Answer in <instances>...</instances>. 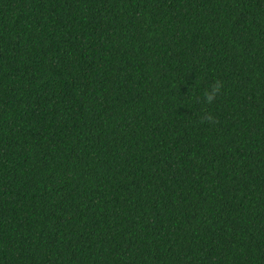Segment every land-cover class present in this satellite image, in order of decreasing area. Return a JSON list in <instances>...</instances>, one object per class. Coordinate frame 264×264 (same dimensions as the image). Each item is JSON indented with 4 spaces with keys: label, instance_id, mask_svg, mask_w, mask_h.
Returning <instances> with one entry per match:
<instances>
[{
    "label": "trees",
    "instance_id": "1",
    "mask_svg": "<svg viewBox=\"0 0 264 264\" xmlns=\"http://www.w3.org/2000/svg\"><path fill=\"white\" fill-rule=\"evenodd\" d=\"M0 264H264V0H0Z\"/></svg>",
    "mask_w": 264,
    "mask_h": 264
},
{
    "label": "clouds",
    "instance_id": "2",
    "mask_svg": "<svg viewBox=\"0 0 264 264\" xmlns=\"http://www.w3.org/2000/svg\"><path fill=\"white\" fill-rule=\"evenodd\" d=\"M220 88H221V84L219 82H216L215 84H213L211 87H210V90H207L204 92V97L206 98V100L211 103L214 96L216 95L217 92L220 91ZM207 119H211V117H207Z\"/></svg>",
    "mask_w": 264,
    "mask_h": 264
}]
</instances>
